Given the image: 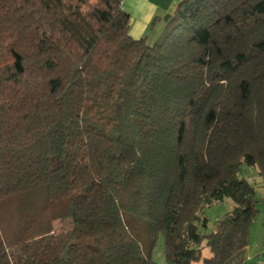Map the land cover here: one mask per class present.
<instances>
[{
  "label": "trees",
  "instance_id": "trees-1",
  "mask_svg": "<svg viewBox=\"0 0 264 264\" xmlns=\"http://www.w3.org/2000/svg\"><path fill=\"white\" fill-rule=\"evenodd\" d=\"M122 1L0 0V264H158L160 237L167 264H243L264 0H183L153 45Z\"/></svg>",
  "mask_w": 264,
  "mask_h": 264
},
{
  "label": "crops",
  "instance_id": "crops-1",
  "mask_svg": "<svg viewBox=\"0 0 264 264\" xmlns=\"http://www.w3.org/2000/svg\"><path fill=\"white\" fill-rule=\"evenodd\" d=\"M182 1L123 0L122 9L130 15V36L134 40L154 36L156 42L165 28V18L172 15ZM243 264H264V208L250 228Z\"/></svg>",
  "mask_w": 264,
  "mask_h": 264
},
{
  "label": "rangeland",
  "instance_id": "rangeland-1",
  "mask_svg": "<svg viewBox=\"0 0 264 264\" xmlns=\"http://www.w3.org/2000/svg\"><path fill=\"white\" fill-rule=\"evenodd\" d=\"M149 45H153L155 43L154 36L148 38L147 40ZM240 176L243 178H247L257 189L260 199L262 200L261 204L259 205V209L263 210L264 208V182L259 177L258 173L255 169H251L247 166H243L241 168ZM233 202L229 199H225L222 202H218L213 204L211 207L204 208V211L201 213V218L208 219V227L206 229H200V232L203 234L211 233L215 227L217 222L224 219L232 210ZM204 257H209L210 250L205 247L203 250ZM153 259L158 264H167L165 259V248H164V239L160 237L156 248L153 252ZM196 264H203L202 262Z\"/></svg>",
  "mask_w": 264,
  "mask_h": 264
}]
</instances>
